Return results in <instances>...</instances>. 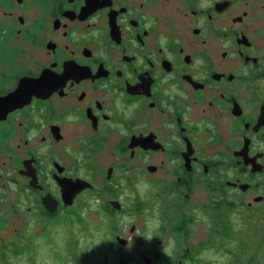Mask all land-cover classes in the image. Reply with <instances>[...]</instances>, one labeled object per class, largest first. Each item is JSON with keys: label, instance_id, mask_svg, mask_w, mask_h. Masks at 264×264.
Wrapping results in <instances>:
<instances>
[{"label": "flooded vegetation", "instance_id": "flooded-vegetation-1", "mask_svg": "<svg viewBox=\"0 0 264 264\" xmlns=\"http://www.w3.org/2000/svg\"><path fill=\"white\" fill-rule=\"evenodd\" d=\"M0 101V232L117 214L106 195L141 177L181 238L140 260L197 264L242 229L264 242V0H0ZM199 192L206 244L187 237Z\"/></svg>", "mask_w": 264, "mask_h": 264}, {"label": "rangeland", "instance_id": "rangeland-1", "mask_svg": "<svg viewBox=\"0 0 264 264\" xmlns=\"http://www.w3.org/2000/svg\"><path fill=\"white\" fill-rule=\"evenodd\" d=\"M139 179L132 187H122L117 193L106 195V199H120L123 209L117 214L110 215L106 208L92 206L80 214L84 223H78L69 215L61 224H58L60 219L43 224L47 229L39 224L36 229L22 231L21 236L13 232L14 225L7 227L0 232L6 245L0 250L4 257L0 264H143L140 254L145 249L152 253L162 249L166 255L175 253L181 236L170 226L178 222L180 212L171 208L172 199L158 197V187ZM195 200L198 203L189 209L194 220L193 233L187 237L206 244L212 216L199 204L207 202L202 192ZM161 225L163 230H160ZM241 231L238 239L213 234L210 244L198 246L197 264H264V242L257 243L251 232ZM116 235L127 237L130 242L127 241V253L131 252L133 259L118 252ZM152 236L156 237L155 243L158 240L157 245L153 244ZM186 242L188 239L183 241L180 251Z\"/></svg>", "mask_w": 264, "mask_h": 264}, {"label": "water", "instance_id": "water-1", "mask_svg": "<svg viewBox=\"0 0 264 264\" xmlns=\"http://www.w3.org/2000/svg\"><path fill=\"white\" fill-rule=\"evenodd\" d=\"M39 86V85H38ZM5 110H6V107H3V103L0 101V120H1V114L2 113H5ZM88 187H91V185L86 182V181H78L74 184V189L76 191H72L73 189L70 188L69 189V192L71 193V197H70V200L73 199V197L75 196V194L77 192H79L80 190H83L85 188H88ZM117 210H121V204L119 202H112L111 203ZM132 231H134V228L132 229ZM116 241L118 243L119 246H126L127 245V240L126 239H123L119 236L116 237ZM143 264H151V260L149 258H144L143 260Z\"/></svg>", "mask_w": 264, "mask_h": 264}, {"label": "trees", "instance_id": "trees-1", "mask_svg": "<svg viewBox=\"0 0 264 264\" xmlns=\"http://www.w3.org/2000/svg\"><path fill=\"white\" fill-rule=\"evenodd\" d=\"M107 212L113 215L114 210H112V211H111V210H108ZM230 235H231V234H230ZM229 238H231V237H229Z\"/></svg>", "mask_w": 264, "mask_h": 264}]
</instances>
